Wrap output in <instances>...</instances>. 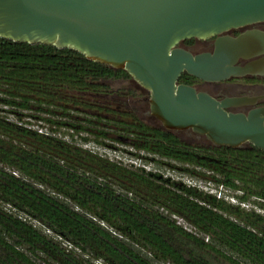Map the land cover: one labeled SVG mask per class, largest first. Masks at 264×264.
Masks as SVG:
<instances>
[{"label":"trees","instance_id":"1","mask_svg":"<svg viewBox=\"0 0 264 264\" xmlns=\"http://www.w3.org/2000/svg\"><path fill=\"white\" fill-rule=\"evenodd\" d=\"M114 79L132 78L73 49L0 38V264H264L263 213L54 134L112 132L140 159L264 200L263 150L148 125L111 106Z\"/></svg>","mask_w":264,"mask_h":264},{"label":"water","instance_id":"2","mask_svg":"<svg viewBox=\"0 0 264 264\" xmlns=\"http://www.w3.org/2000/svg\"><path fill=\"white\" fill-rule=\"evenodd\" d=\"M264 20V0H0V38L73 49L87 59L125 70L149 93V114L172 132L191 130L214 146L264 151V107L247 114L226 106L254 97L217 101L177 84L183 71L204 80L264 74V57L245 66L238 58L264 53V32L218 37L213 53L178 47Z\"/></svg>","mask_w":264,"mask_h":264},{"label":"rangeland","instance_id":"3","mask_svg":"<svg viewBox=\"0 0 264 264\" xmlns=\"http://www.w3.org/2000/svg\"><path fill=\"white\" fill-rule=\"evenodd\" d=\"M107 84L110 86L109 92H111L112 97H114L113 102L110 103L113 108H117L119 111L127 110L129 112L130 111L134 112L135 115H137L148 125L160 126V122L149 114V104L147 100L149 97V93L145 89L141 88L133 79H126V80L114 79L107 81ZM115 92H118L122 97H118L117 95H115L116 94ZM23 113L31 114V112H23ZM33 114L38 115L36 113ZM7 115L9 119L15 120L11 114H7ZM31 121L34 127H36L35 125H39L41 130L50 132V128L45 123L37 122V120L35 119H31ZM53 131L54 134L59 137H64L65 139H69V140L72 138L73 140H75V142L81 144L83 147L90 149L94 152H97L99 154L105 155L109 158L120 160L124 164L133 163L134 166H143L146 168V170L157 171L161 173L163 176H169L176 180H181L187 183L188 185H196L200 189H203L206 192L216 195L217 198H221L227 203L233 205H240V207L245 210L253 209L264 214V200L254 196H248L243 199L241 198L243 196L241 191L229 190L225 186L217 185L214 182L209 181V177L206 174L198 173V176H190L187 173H183L177 169L171 168L169 165L158 164L155 162H148L143 159H140L134 156L133 153L145 155L146 154L145 152L137 151L129 145L110 140L116 138V136L112 132L107 133V137L110 139L99 136L96 137L89 134L87 136L88 140L84 142L80 138L81 135L83 136L85 135L84 133L73 134V136L71 137L70 136L71 130L63 126L53 127ZM176 134L182 140L191 144H201V145L208 144L207 139H205L204 137H197L191 132L178 131ZM170 163H176V162H170ZM176 165L180 166L179 163H176ZM176 222L177 223L179 222V225L183 226L185 229L194 232L192 227L189 226L184 220L176 219ZM34 223L36 222L34 221ZM45 232L50 233L47 230H45ZM205 241H207V238H205ZM244 262L246 264H252L248 259H244Z\"/></svg>","mask_w":264,"mask_h":264},{"label":"flooded vegetation","instance_id":"4","mask_svg":"<svg viewBox=\"0 0 264 264\" xmlns=\"http://www.w3.org/2000/svg\"><path fill=\"white\" fill-rule=\"evenodd\" d=\"M248 30L264 32V20L238 26L236 28H231L209 38L186 39L178 43L177 46L190 51L193 55L213 53L215 49V41L218 37L230 36L236 38ZM262 57H264V53L248 58H238L234 65L243 67L247 63L258 60ZM177 84L191 86L196 90V92L208 94L210 97L219 102L225 98L235 97H254L256 99V101L252 104L226 106L225 110L227 112H240L247 114L252 109L264 107V74L245 73L240 76H230L223 80H204L201 78H196L183 71L177 80ZM186 131L193 133L197 137H204L202 135L195 134L191 130ZM245 145H248V143H245L243 146Z\"/></svg>","mask_w":264,"mask_h":264},{"label":"built area","instance_id":"5","mask_svg":"<svg viewBox=\"0 0 264 264\" xmlns=\"http://www.w3.org/2000/svg\"><path fill=\"white\" fill-rule=\"evenodd\" d=\"M39 132H42V130L40 129V130H38ZM175 219H177V220H183V219H181V218H179V217H174ZM178 224H179V222H178Z\"/></svg>","mask_w":264,"mask_h":264}]
</instances>
